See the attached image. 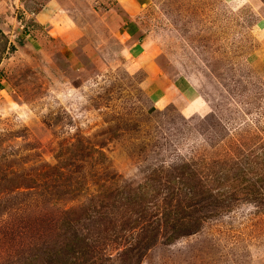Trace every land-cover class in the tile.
I'll use <instances>...</instances> for the list:
<instances>
[{
	"label": "rangeland",
	"instance_id": "374dc122",
	"mask_svg": "<svg viewBox=\"0 0 264 264\" xmlns=\"http://www.w3.org/2000/svg\"><path fill=\"white\" fill-rule=\"evenodd\" d=\"M93 16L0 0V264H264V0H149L157 102Z\"/></svg>",
	"mask_w": 264,
	"mask_h": 264
},
{
	"label": "crops",
	"instance_id": "0c3cea01",
	"mask_svg": "<svg viewBox=\"0 0 264 264\" xmlns=\"http://www.w3.org/2000/svg\"><path fill=\"white\" fill-rule=\"evenodd\" d=\"M49 2L52 7L55 6L66 12L73 9V6L78 8V5L88 9L92 15L94 14L92 18L96 17L99 25L108 30L120 43V52H124L123 55L127 58L125 65L127 71L132 75L143 74L140 86L146 89L148 96L155 102L162 98L167 99L166 92L172 89L173 81H167L164 79L165 76L164 80L162 79V72L158 70V60L156 56L148 54L136 23L149 0H79L78 4L71 0H49ZM187 104L193 106L190 107L192 114H196L203 107V105H195V98Z\"/></svg>",
	"mask_w": 264,
	"mask_h": 264
},
{
	"label": "trees",
	"instance_id": "16d2710c",
	"mask_svg": "<svg viewBox=\"0 0 264 264\" xmlns=\"http://www.w3.org/2000/svg\"><path fill=\"white\" fill-rule=\"evenodd\" d=\"M172 199L171 194H169L164 201L158 205H153L155 212H159L160 214V216H154V219L158 220L159 225L162 227L174 229L180 235H187L190 233L188 232L190 228H188L189 226L187 224L180 223L185 216L181 215L177 207L175 209L171 206L170 202ZM188 203H193V201H188ZM188 206L190 205L188 204Z\"/></svg>",
	"mask_w": 264,
	"mask_h": 264
}]
</instances>
